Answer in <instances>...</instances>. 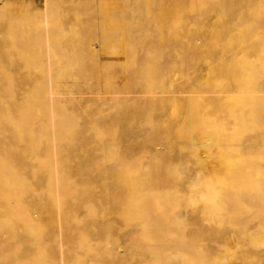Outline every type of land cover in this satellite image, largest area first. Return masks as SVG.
I'll return each instance as SVG.
<instances>
[{
	"label": "bare ground",
	"instance_id": "bare-ground-1",
	"mask_svg": "<svg viewBox=\"0 0 264 264\" xmlns=\"http://www.w3.org/2000/svg\"><path fill=\"white\" fill-rule=\"evenodd\" d=\"M17 1L0 0V264H264V0H99L97 31L45 41L51 0Z\"/></svg>",
	"mask_w": 264,
	"mask_h": 264
},
{
	"label": "rangeland",
	"instance_id": "rangeland-1",
	"mask_svg": "<svg viewBox=\"0 0 264 264\" xmlns=\"http://www.w3.org/2000/svg\"><path fill=\"white\" fill-rule=\"evenodd\" d=\"M16 2H18L17 0H15ZM27 1V0H26ZM29 1V0H28ZM31 2H33L34 0H30ZM29 1V2H30ZM39 1V0H38ZM54 0H51V1H49V4H48V10L51 12H49L48 13V17H46V18H48V21L49 22H46L45 20H46V18L44 17V16H46V13H45V15H39V13H41L40 11H42L43 10V8L40 6L41 4H43L44 3V0H40V3H39V8H36L35 9V11H33L34 13H35V16L37 15H39L38 16V25H40V28H39V30H37L36 32H34V34H38L39 33V35H41L42 37H43V41H45V38H46V36H47V34H48V31L49 30H46V29H48V28H50V29H52V33L54 32V34H60V33H62V34H64V35H66V36H68L67 37V39H69L70 38V36L71 37H73L74 36V34H75V30H77V32H78V29L77 28H79V33L77 34H75V36L77 35V36H80V35H82V32L87 28L84 24H81V23H79V19H81L80 17H84V18H91L92 19V21H93V24H94V27L96 28L95 30L97 31V28H98V26L100 25V22L99 21H97V19L99 18V16H98V14H99V6H98V2H99V0H86L87 2H91L90 4L89 3H87L86 1H83V0H71V2H70V5L69 6H71L70 8H69V6L67 5V8H69V9H71L72 8V10H73V12H72V10H69L68 11V9L66 8V7H61L62 8V10H61V8H56L55 7V10H59L58 12L57 11H54V5H55V3L57 2V3H59V2H61L60 0H55L54 2H53ZM73 1V2H72ZM134 2V0H131V2H130V7H128L127 8V11H128V13L129 14H133V15H131V16H135L136 17V14H138L139 16H142L141 15V12L143 11V8H142V6H137V4L136 3H134L133 4V2ZM51 2V3H50ZM79 2V3H78ZM81 2V3H80ZM85 2V3H84ZM4 3V2H3ZM3 3L1 2L0 4L1 5H3ZM54 4V5H53ZM83 4V5H82ZM136 4V5H135ZM77 5V6H76ZM87 6V8H86V6ZM94 5V6H93ZM167 5L168 4H165L164 6V8H166L167 10L168 9H170V6H168L167 7ZM81 6V7H80ZM85 6V7H84ZM52 7V8H51ZM80 7V8H79ZM82 7H83V10H82V12L80 11L81 9H82ZM97 9H96V8ZM133 7H134V9H133ZM51 8V9H50ZM85 8H86V10H87V13H86V10H85ZM138 8V10H136V9ZM38 9V10H37ZM53 9V10H52ZM141 9H142V11H141ZM165 9V10H166ZM52 10V11H51ZM94 10H96V11H94ZM119 10V9H118ZM117 10V11H118ZM135 10H136V12H135ZM37 11H38V13H37ZM84 11V12H83ZM141 11V12H140ZM64 12H66V13H64ZM71 12H72V14H71ZM76 12V13H75ZM119 12V11H118ZM137 12H140V13H137ZM145 12V11H144ZM144 12H142V13H144ZM52 13H53V15H52ZM62 13V14H61ZM69 13L71 14V19H70V15H69ZM122 12H120V14H121ZM191 13H193V12H191ZM60 14H61V16H60ZM65 14H66V16H65ZM85 14V15H84ZM52 15V16H51ZM75 15H76V17H75ZM54 16H56V17H54ZM65 16V17H64ZM44 17V19H41V18H43ZM65 19H64V18ZM79 17V18H78ZM94 17V18H93ZM76 18V19H75ZM57 19V20H56ZM73 19V20H72ZM96 19V20H95ZM100 19V18H99ZM98 19V20H99ZM59 20V21H58ZM70 20H72V21H70ZM76 21V22H75ZM53 22H55L54 24H53ZM97 22V24H95ZM44 23V24H43ZM46 23H47V26H49V27H46ZM64 23H67V24H64ZM76 25H75V24ZM58 24V25H57ZM62 25V26H61ZM60 26V27H59ZM46 27V28H45ZM66 27H69V29L68 30H66ZM85 28V29H84ZM61 29H63V30H61ZM83 29V30H82ZM49 34H51V31L49 32ZM80 34V35H79ZM95 38V37H94ZM94 38H92L93 40H91V41H93V42H91V48L92 49H96L95 51H100V44L99 43H97L98 41H97V39H94ZM94 46V47H93ZM96 46V47H95ZM98 47V48H97ZM101 53V52H100ZM102 59H103V61L105 60H107L108 58L104 55V54H102ZM119 78H121V81H120V79ZM122 77L120 76V77H118V80L117 81H119V83H121L122 82ZM133 93V95H135V93L136 92H132ZM132 95V94H131ZM12 215H14V214H12ZM15 219V218H14ZM94 229V228H93ZM126 231V229L125 228H123V229H120V232L121 233H123L122 231Z\"/></svg>",
	"mask_w": 264,
	"mask_h": 264
}]
</instances>
